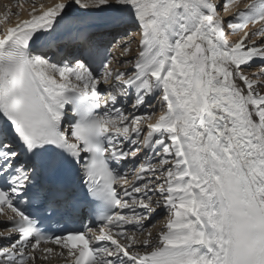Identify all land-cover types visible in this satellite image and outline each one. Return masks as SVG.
<instances>
[{
    "label": "snow or ice",
    "instance_id": "obj_1",
    "mask_svg": "<svg viewBox=\"0 0 264 264\" xmlns=\"http://www.w3.org/2000/svg\"><path fill=\"white\" fill-rule=\"evenodd\" d=\"M238 2L5 8L0 264H264V0Z\"/></svg>",
    "mask_w": 264,
    "mask_h": 264
},
{
    "label": "bare ground",
    "instance_id": "obj_2",
    "mask_svg": "<svg viewBox=\"0 0 264 264\" xmlns=\"http://www.w3.org/2000/svg\"><path fill=\"white\" fill-rule=\"evenodd\" d=\"M17 2H22L23 3L24 7H23L22 10H18L15 7V4ZM31 2H32V0H3V1L0 2V14H2L5 11V8L6 7H10L11 8V11H13V12H16V11H21L22 12V14L20 16V19H27L28 18V11L31 8ZM35 2L37 4L43 3V4H45V6H48V5H52V4L56 3L57 0H35ZM214 2H217V0H214ZM251 2H252V0H239L238 5L237 4H233L231 6V9H232V12L231 13L224 14L225 15V18L226 19L229 18L232 13L240 12V11H245L246 10L245 9V5L246 4H249ZM16 22H17L16 21V17H12V25H14ZM0 26H2V28H0V31H2V29H3L4 26L3 25H0ZM259 27H260V25H256L255 28H253L252 26H250L249 30L255 31ZM133 29H135V28H133ZM136 31H137V34L135 33ZM133 32L135 34L132 36V40L135 41V42L132 43V49H133V55H135L136 54V51H137V45H138V42L140 40V36L138 34V29H135ZM238 38H239L238 36H231V37H229L230 42H234ZM113 56L119 58V56H120L119 49H114ZM147 111H152V109H148ZM164 219H165V217H164ZM164 219L161 220V221H159L158 224L153 227V232L154 233L160 227L163 226ZM38 264H44V262L43 261H38ZM49 264H65V260L64 259H61V258H56V259L50 260Z\"/></svg>",
    "mask_w": 264,
    "mask_h": 264
},
{
    "label": "rangeland",
    "instance_id": "obj_3",
    "mask_svg": "<svg viewBox=\"0 0 264 264\" xmlns=\"http://www.w3.org/2000/svg\"><path fill=\"white\" fill-rule=\"evenodd\" d=\"M0 28H2V26H0ZM135 29H132V31H134ZM137 34V31L135 32ZM136 36V35H135Z\"/></svg>",
    "mask_w": 264,
    "mask_h": 264
}]
</instances>
